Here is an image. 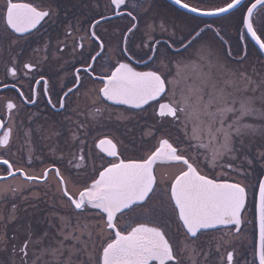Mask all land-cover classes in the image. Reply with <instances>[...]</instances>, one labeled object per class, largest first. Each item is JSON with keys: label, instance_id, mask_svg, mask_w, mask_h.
<instances>
[{"label": "snow or ice", "instance_id": "snow-or-ice-1", "mask_svg": "<svg viewBox=\"0 0 264 264\" xmlns=\"http://www.w3.org/2000/svg\"><path fill=\"white\" fill-rule=\"evenodd\" d=\"M173 3L189 12L223 17L226 21L227 14L241 11L244 36L250 35L264 50L261 38L264 0H247V3L225 0L223 5L208 9L191 5L187 0H173ZM110 5L114 6V16L131 20L122 34V44L116 48L120 58L105 53V39L97 34V27L112 17L100 14L99 19L93 18L86 33L98 51L89 52L87 58L80 53V67H75L72 73V85H60L56 103L49 95L52 85L42 74L39 61L21 63L12 57L11 66H6L7 73L17 80L20 72L24 76L38 74L39 79L32 77L35 85L40 86L43 81L47 103L57 111L66 109L71 96L77 102L81 98L89 100L87 115L91 123H99L109 111V102L140 110L158 104L154 110L156 130L149 126L146 133L155 143L147 149L141 144L140 155L124 157L120 150L122 141L107 135L98 138L95 147L110 159L101 165L102 170L96 172L90 183L74 192L69 190V179L55 163L35 175L14 168L8 159L0 156V164L7 166V176H0V180L15 177L17 172L24 177L21 185L0 186V207L19 196L25 187H31L28 182H47L49 174L54 173L60 207H65L66 198L69 210L61 214L54 206L45 218L46 227L38 229L29 223L18 242V233L9 236L7 232L9 224L19 219V206L11 203L7 215L0 212V257H3L0 264H257V261L264 264V70L245 68L246 48L235 51L230 45L226 47L229 62L204 40L206 30L214 31L220 42L227 45L226 25L213 29L204 24L184 30L175 25L170 28L167 21L162 20L158 25L153 21L145 25L139 44H133L142 53L136 58L130 51L129 39L140 31L138 17L133 11L121 10L129 7V0H110ZM131 7L135 10L140 5L133 3ZM58 16L59 9L52 0H4L0 4V22L4 25L0 45L7 41L14 49L22 41L26 44L39 33L42 22H55ZM76 31V25L67 24V35ZM156 31L167 34L168 39L156 38L153 35ZM84 39L85 36L80 37L81 41ZM77 47L84 49L85 45L74 43L73 51ZM85 78L91 86H85ZM18 94L25 104L36 103V99L25 96L23 91ZM33 95L39 93L33 89ZM161 98L166 102H160ZM4 103L9 126L0 135V148L10 144L11 114L20 107L11 99ZM72 111L77 113V109ZM65 119L74 126L68 129L70 136L66 140L77 149L73 167L83 169L88 157L80 130L84 129L87 136L88 125L70 117ZM4 127V121L0 120V129ZM171 129L179 135L173 137ZM37 130L48 139L62 135L61 129L54 125ZM32 133V129L25 132L29 142ZM237 160L247 168L260 166L255 186L258 243L253 244L251 262L234 246L242 236L243 226L249 223L244 216L248 185L217 178L203 170L209 168L214 172L226 168L238 175H249L235 163ZM161 168L174 171L165 177L159 174ZM88 213H93L95 222ZM212 231L222 234L205 241L203 238Z\"/></svg>", "mask_w": 264, "mask_h": 264}, {"label": "flooded vegetation", "instance_id": "flooded-vegetation-1", "mask_svg": "<svg viewBox=\"0 0 264 264\" xmlns=\"http://www.w3.org/2000/svg\"><path fill=\"white\" fill-rule=\"evenodd\" d=\"M52 2L54 7L59 9V16L54 18L55 22H42L43 27L40 28L39 33L31 36L26 44L22 41L21 45L14 49L8 46L7 41L0 45V120H3L5 124L4 129H0V135L9 126V115L4 102L11 99L20 105L19 110H13L11 114L13 135L8 147L0 148V156L8 159L14 165V168H23L25 170V167L39 170V167L42 166L38 165L41 163H43L42 165L55 163L60 167L62 174H66H63L65 177L68 174L75 181L74 184L70 182L68 184L69 190L74 192L76 189L82 188L85 183H90L96 172L102 170L101 165L106 164L107 160L110 159L95 147L98 138H103V136L107 135L122 141L123 145L120 150L124 157L138 156L141 154L139 147L141 144L147 149L155 143V140L146 133L149 131V126H153V131L156 130L157 119L154 115V110L158 108V104L154 103L152 107L145 106L146 110H140L132 109L126 105H111L109 102V111L99 119V123H91V117L87 115L90 110L89 100L81 98L77 102V98L71 96L67 101L66 109L57 111L52 109L51 105L47 103V98L42 91L43 81H41L40 86L35 85L32 77L35 75V79H39L38 74L30 73L28 76H24L20 72L18 80L12 78L7 73V67L11 66L9 60L12 57H16L21 63L26 60H32L34 63L39 61L43 68L42 74L49 79L50 85H52L49 95L52 96L53 103H56L59 98L57 93L61 91L60 85L65 84L69 87L72 85V73L75 67H80V53L83 52L85 58H87L89 52L95 54V51H98L96 43L90 42L86 33L93 18L99 19L100 14L112 17L110 21L102 22L97 27V34L101 35L102 39H105V53L106 55H115L117 59L120 58L116 48L122 44V34L126 26L131 24V20L130 18L121 19L114 16V6L110 5V0H52ZM187 2L197 7L196 0H187ZM3 3L4 0H0V4ZM133 3H139L140 7L133 10L131 7ZM144 9H148V11L145 12ZM168 9L170 13L166 12ZM121 10L133 11V14L137 15L139 20L140 31L136 33L135 37H130L129 39L130 51L136 54V58H139L142 53L133 47V44H139L140 38L145 31V21L147 19H149L150 23L155 21L157 25L162 20L167 21L170 28L176 20L179 21V23H175L177 29L184 30L199 25L198 15L178 8L169 0H129V7ZM173 16L174 20L171 23ZM177 17L179 18L178 20ZM201 19L205 18L201 17ZM68 23L78 27V31L71 36L66 34ZM206 24L210 25L209 22ZM3 34L4 25L0 22V35ZM153 35L161 41L168 39V37L161 35L159 31L157 33L154 32ZM81 36H85L83 41L80 40ZM74 43H84L85 47L84 49L77 47L73 51ZM103 62L100 61V63ZM5 84L9 87L5 88ZM13 84L16 85L15 88L11 87ZM85 86H91L87 78H85ZM33 89L39 93L38 96L33 95ZM19 91H23L25 96L36 99V103L25 104L18 94ZM165 100V98H161L160 102ZM72 109H77V113L74 114ZM80 113H84V115H80ZM65 117H70L72 121L80 120L88 125L87 136H84V129L80 130L82 138L86 141L84 151L88 157L87 166L83 169L73 167L75 162L73 161V154L77 152V149L69 146L66 140L70 136L68 129L74 126ZM53 125L61 129V136L48 139L46 134H42L37 130L41 126L44 129H48ZM27 129L33 130L30 142L25 135ZM130 132L131 135H129ZM70 161L72 162L70 163ZM208 170L210 169L208 168ZM208 172L212 175V171ZM0 173V176L7 175L6 165L0 164ZM166 174L167 176L169 175L168 173ZM220 178L225 179V177ZM39 184L35 188L24 189L19 196L15 197L17 198L15 201L10 198L8 204H6L5 215L10 210L11 203L14 202L19 206V219L10 223L7 229L9 236L18 233V242L23 239L24 229L23 225L17 221L25 222L26 226L31 223L34 227L43 229L47 224L45 218L49 212L54 210V206L55 210L60 211L61 214L69 211L66 207V198L63 201L65 207H60L61 200L57 187L58 183L54 185L48 183L46 185L44 183ZM25 197L28 199L25 200ZM42 202L44 204H41ZM87 215L95 222L93 213H88ZM37 223H39L38 226ZM2 258L0 257V259Z\"/></svg>", "mask_w": 264, "mask_h": 264}, {"label": "rangeland", "instance_id": "rangeland-1", "mask_svg": "<svg viewBox=\"0 0 264 264\" xmlns=\"http://www.w3.org/2000/svg\"><path fill=\"white\" fill-rule=\"evenodd\" d=\"M196 2H197V7L203 8V9H208V8H211L214 6L222 5L225 2V0H196ZM169 9H171V8H169ZM169 9H168V11L166 10L167 13H170ZM173 18H174V16L172 17L171 23L174 20ZM178 19L179 18L177 17V20ZM240 20H241V12H239V13L235 12L232 15H228L227 21L224 18H222L220 20H218V18H212V19H207V20H204V19L200 20L198 18V24L200 27H203L204 24L209 22L212 27H215L213 29L221 28V26L226 25L224 27V31L227 32V35L225 36V38L227 39L226 41H228L227 45H224L220 42L219 38L215 35L214 31L206 30V32L203 34L204 40L206 42L212 44L213 46H215L217 51H219L220 55L222 57H224L225 59L229 60V62H231V60L229 57L226 56L225 51H224L226 47H228L230 45L233 47V49L235 51H242L246 48L248 55H247V62L245 64V68H247L249 71H251L252 68H256L258 71L264 70V58L261 55V53H259L255 49L253 44L250 43V41L248 40L249 36H244V30H243V27L241 26ZM148 23H150L149 19H147L145 21V24H148ZM175 23H179V21L175 20L173 22V24L175 25ZM237 30H238V33H237ZM157 32L158 31H156L155 33H157ZM258 32H259V29H258ZM161 35L167 37V34H161ZM242 36H244L243 39H241ZM263 39H264V36H263ZM185 55H187V53H185ZM163 102H166V100ZM170 131H171L173 137L179 135V133H177L174 129L173 130L171 129ZM129 135H131V132ZM259 142H260L259 140L256 141L257 144ZM13 156H15V155H13ZM235 163L237 165H241L244 168V171L248 172L250 174L249 175H238L236 172L227 170L226 168L225 169L217 168L214 172H212V175H216L217 178H219V177L232 178V179L238 180V181L248 185V192H249L248 205H247L248 208H247L244 215L245 216L247 215L246 216L247 221H249L251 218H253V219L249 223H247L245 226H243L242 236L240 237L239 240L236 241L234 246L237 248L238 252L240 254H242L246 260L251 262L253 259V255H252L253 244L257 243V239H258L257 238V227L255 225L256 224L255 223L256 218L254 215L251 216V214H252L253 206L255 208V206H256L255 203L257 202L258 189H256L255 186L257 184L258 173L260 172V166L256 165L255 168L253 169V168H247L245 165H242L241 161H239V160L235 161ZM42 164L43 163L38 165V166H42V167H39L40 168L39 170L35 169V168H28V167H25V168H26V171H29L32 174L40 175V173L42 172V170L44 168L50 167V165H51L50 163H47L45 165H42ZM16 167H21V166H16ZM257 167H259V168L257 169ZM203 170L207 171V172L210 171V170H208V168H203ZM173 171H174V169L161 168L159 174L167 177L166 173H168L170 175ZM255 172H258V173L256 174ZM221 173H223V175H221ZM63 174L66 175L65 173H63ZM4 176H7V175H4ZM66 178L69 179V182L71 184L75 183V181L73 179H71V177L68 174H67ZM23 180H24V177L22 176V174L17 172L15 177H7L6 180H0V186L9 185V184H11L13 186L14 185L15 186L21 185ZM28 183L31 184V187H25V189L35 188V187H37V185H40L39 183H44V185H46V183L54 185V184L58 183V181L55 179L54 173H52V174H49V179L47 182L41 180L39 182H28ZM58 196H59V193H58ZM15 199H17V198H14V199L12 198V201H15ZM6 204H8V202L5 203L2 207H0V212H3V213L6 212V208H5L7 206ZM41 204H44V202H42ZM17 222L21 223L23 225V229L26 227L25 222H22V221H17ZM39 223H37V226L39 225ZM175 227H176V225L174 224L173 228H175ZM0 230H2V229H0ZM221 234L222 233L217 232V231L210 232L203 239L205 241H209V240H211V238L213 236L219 237ZM204 246L207 247L208 246L207 243H205ZM257 264H258V261H257Z\"/></svg>", "mask_w": 264, "mask_h": 264}, {"label": "water", "instance_id": "water-1", "mask_svg": "<svg viewBox=\"0 0 264 264\" xmlns=\"http://www.w3.org/2000/svg\"><path fill=\"white\" fill-rule=\"evenodd\" d=\"M171 3H173V0H169ZM246 1V0H245ZM174 4V3H173ZM175 5V4H174ZM178 8H180L178 5H176ZM181 9H183V8H181ZM184 11H186V12H188V13H192V12H189V11H187V10H185V9H183ZM193 14H195V15H198V14H196V13H193ZM228 15V14H227ZM198 17H204V18H210V19H212V18H219V17H217V16H202V15H198ZM259 34V33H258ZM249 36V38H250V40L252 41V43H254L255 44V46H257V48H258V50L260 51V53H262V55H263V57H264V50H261L260 48H259V45L258 44H256V42L251 38V36L250 35H248ZM169 176V175H168ZM230 181H232V180H230ZM236 181H238V180H236ZM236 181H232V182H236ZM258 194V193H257ZM249 197V196H248ZM257 202H258V196H257ZM257 202H256V204H257ZM247 205H248V201H247ZM247 208H248V206H247ZM247 208H246V210H247ZM246 212V211H245ZM245 214V213H244ZM245 216V215H244ZM247 216V215H246ZM246 216H245V218H246ZM256 227H257V238H258V223H257V225H256ZM243 229V228H242ZM257 243H258V239H257Z\"/></svg>", "mask_w": 264, "mask_h": 264}, {"label": "trees", "instance_id": "trees-1", "mask_svg": "<svg viewBox=\"0 0 264 264\" xmlns=\"http://www.w3.org/2000/svg\"><path fill=\"white\" fill-rule=\"evenodd\" d=\"M245 3H247V0L245 1ZM238 12H241V11H237V13ZM201 19V18H200ZM220 19H222V18H218V20H220ZM204 20H207V19H204ZM209 21V20H208ZM244 30V29H243ZM245 32V31H244ZM237 33H238V30H237ZM248 38V37H247ZM262 38H263V36H262ZM225 40H227L226 38H225ZM248 40L250 41V43H252V41L250 40V38H248ZM253 44V46L255 47V49L260 53V51L258 50V48H257V46H255V44L254 43H252ZM261 55H262V53H261ZM263 56V55H262ZM264 58V57H263ZM259 167H257V169H258ZM256 174L258 173V172H255ZM259 174V173H258ZM255 208H254V206H253V209H252V214L251 215H255V210H254Z\"/></svg>", "mask_w": 264, "mask_h": 264}]
</instances>
